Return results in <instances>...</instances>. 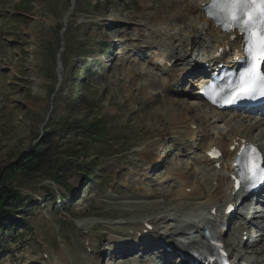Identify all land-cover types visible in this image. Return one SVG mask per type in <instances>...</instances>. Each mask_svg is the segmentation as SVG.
<instances>
[{
  "label": "rangeland",
  "instance_id": "374dc122",
  "mask_svg": "<svg viewBox=\"0 0 264 264\" xmlns=\"http://www.w3.org/2000/svg\"><path fill=\"white\" fill-rule=\"evenodd\" d=\"M183 1L75 0L69 15L70 0H0V171L48 144L36 167L0 182L25 201L16 208L14 230L0 231V264H54L66 247L82 264H122L112 248L114 239L129 233L127 225L199 208L170 197L179 191L171 178L175 168L194 176L195 187L201 183L193 164L199 152L181 145L170 117L188 112L203 132L223 139L238 136L236 127L247 133L258 118L245 116L235 126L229 114L192 103L193 93L181 88L171 100L163 98L169 86L164 64L153 63L158 47H149L151 31L163 27L149 24L168 21L170 29L196 36L204 52L210 46L205 32L188 23ZM93 118L108 124L104 138L80 130L78 123ZM65 122L72 123L66 132ZM262 130L250 135L264 147ZM147 155L160 160L156 167ZM57 195L62 204L52 197ZM261 215L253 219L257 225ZM163 223L161 232L168 228ZM85 238L93 240L92 253L83 247ZM261 246L257 241L244 252L260 261Z\"/></svg>",
  "mask_w": 264,
  "mask_h": 264
},
{
  "label": "bare ground",
  "instance_id": "6f19581e",
  "mask_svg": "<svg viewBox=\"0 0 264 264\" xmlns=\"http://www.w3.org/2000/svg\"><path fill=\"white\" fill-rule=\"evenodd\" d=\"M195 3H197V4H195ZM206 3H208V0H184L183 6L187 7V10H188L187 11L188 12L187 18L189 20V22L188 21H186V22L190 23V25L193 26V28L195 29V32L199 33V32L204 31L205 33H203V34H206V36H208L207 39H209L208 43L210 44V46H207V47L203 46V47L209 48V49L205 50L209 56L213 55L214 51L215 52H221L223 50L226 53V47H227L226 44L229 43V38L224 37V35L220 34L218 32V30L215 29L213 23L205 17V13L203 10H204V6ZM157 21H159V20H157ZM194 21H195V23H194ZM180 22H182V19H178L176 21V23H179V25H180ZM176 23H175V25H176ZM150 24H149V26H152L153 30L159 29L160 28L159 26L163 27L161 31H158V30L151 31L152 32L151 44L149 45V47L150 46H157L158 47V52L155 54L156 56L153 58V63L163 62V64H164L163 72H164V76H166V78H167V84L169 86H167L163 89V93H164L163 98L169 100L170 98H172V96H174L180 90V88L177 90L173 89V84L177 83V85H179V84L183 83L184 76L188 73V68L191 67L192 64L195 63V62H193V60H191L192 55H194V53L192 54V51H194V49H196V47H200V46H198L199 44L197 42L198 39L196 36H194V35L186 36L185 35L184 31L182 30L183 27L182 28L180 27L179 30L175 29L173 27L170 29L171 26H169L168 21H162V20H161V22H154L153 25H150ZM175 25H174V27H175ZM139 37L140 38L143 37V40H144L145 34L143 33L142 36H139ZM209 44H207V45H209ZM229 46L233 50L234 47L238 46V43L230 44ZM175 63H176V65L174 66L173 64H175ZM179 65H181L184 68L178 69L177 66H179ZM195 95H196V93L193 92L192 96L195 97ZM196 100H197V98H194L191 101H192V103H195ZM194 109H196V108H194ZM175 115L170 117V122H172L171 124L174 126L173 129H176L177 134H180V141L182 142L181 145L185 146V148H187V149L189 148L188 151L194 150L191 145H188V144L186 145L184 143H186V140L188 141L189 139H191L195 136V131L192 130V127H194L196 125L197 121L195 122L192 119V117L189 116V113L185 112V111H184V113L182 112V114H179L176 116ZM169 116H171V115L169 114ZM231 116L233 117V122H234L232 124H234L235 126H237L236 124L240 123L239 121L242 122L243 118H242L241 114H236V115L232 114ZM196 120H197V118H196ZM249 126H251V125H249ZM230 129H231V127H230ZM236 129L238 132L237 134L242 133L241 131H243V130H241L242 128H240V127H236ZM204 132L203 133L201 132L202 133V140L199 144L198 149L196 150L197 153L199 152V155H198L199 157L197 158V160L193 161L195 168L197 169V171L200 172L201 177L199 179H200L201 183L199 184V186L197 185L198 187H195L196 178L194 176H188V175L182 173L179 169L175 168L171 172V175H172L171 178L179 184V191H177L175 193L173 192L170 195V197H172L173 199H177L179 201L191 200V201L195 202V205L199 206L198 211L203 213V214H205L206 212L210 213L213 209H215L217 207L220 208L221 204L223 205L225 202H227L229 200V198H230L229 193L232 191V184H231V180L229 177V174L231 172V168L228 164H226V162L234 156L233 153L230 152V147L236 145V143L237 144L240 142L242 143L241 139H247L246 137L240 135L239 138H234V137L230 138L229 137V139L220 140L221 138H219V139L211 138V136L207 135ZM247 135H250V134H247ZM198 136H200V135H198ZM213 142H215L217 147L219 146V148H221L224 151L225 160H226L225 162L213 161L212 158H210L207 155V151H209ZM145 160L149 163V165H154V167H156V165L160 162V160H158V158L156 159L152 155H147L145 157ZM202 162H204L203 166H202ZM217 163H220V168H216ZM214 183H215V186H214ZM232 200L233 199L231 197L229 201L232 202ZM198 211H188L186 213H183L182 216H184L186 214L187 215H193V212L199 213ZM163 221L165 223H169L170 219L167 220L166 217H161L159 219L156 218V219H152V220L151 219H149V220L145 219V222L140 221V222H134V223L127 225L128 229H129L128 231H133L134 233L132 236L123 234L121 236L120 240L114 239V241H113L114 248H112L113 249V251H112L113 255L114 254L127 255V254H129L130 251L134 250L135 246L134 247L128 246L129 242L131 244L132 243L133 244L138 243V245L141 244V246H143L144 250H146V251H148L149 249L154 248L156 246H160V249L162 250L161 253H163L162 259H161V256H159V259L141 260V261L139 259H136L134 261L132 260V262H134V264H157V263L166 264L163 261V260H166L164 258L168 255H172L171 253H168V255H167L166 249L170 248L171 245L174 244L170 238L176 237L175 233L177 232V230L176 229H170V234H171L170 236L171 237H169L168 233L165 236H160V234L159 235L156 234L157 236H160V237L152 236L153 233L149 234L147 236H143L145 233V230H146L145 224H150V225L154 226V228L156 230L159 225L164 224ZM179 222L181 223L182 221H179ZM138 233H141V237H138ZM126 236L128 238H125ZM177 237L179 240H181L183 236L177 235ZM183 239H184V237H183ZM88 243H89L88 245L91 247V249H93L94 244H93L92 240H90ZM240 243L243 245V241ZM175 245L178 246L177 244H175ZM194 245L197 247L198 252L204 251L207 249V247H202L198 243L193 244V247H195ZM176 249H178V248H176ZM261 249H262V252H261L262 258H261V262L259 264L264 263V241L263 240H262ZM242 252L243 251H239L236 255H234V260H238V262H241V264L242 263L251 264L252 261L245 259V256L242 254ZM173 253H175V252H173ZM55 256H56V259L54 261V264H82L81 261H79L78 257L75 255V253H72V251L67 247L66 248H60ZM177 256H178L177 258L180 259L179 255H177ZM125 258H127V257H125ZM175 263H176V261L169 263V264H175ZM189 263H190V261L187 262V260H183L181 262V264H189ZM96 264H99V262ZM167 264H168V262H167ZM254 264H256V263H254Z\"/></svg>",
  "mask_w": 264,
  "mask_h": 264
},
{
  "label": "snow or ice",
  "instance_id": "6c2138e0",
  "mask_svg": "<svg viewBox=\"0 0 264 264\" xmlns=\"http://www.w3.org/2000/svg\"><path fill=\"white\" fill-rule=\"evenodd\" d=\"M208 11L221 22L225 31L239 30L246 45V67L235 86L220 99L227 104H236L242 100H256L258 95L264 97V0H213ZM216 95L213 88L208 97L213 104L219 102ZM245 155L247 160L240 173L241 181L248 182V190H253L258 186L257 181L264 184V157L255 148L248 149ZM241 181H237L238 188Z\"/></svg>",
  "mask_w": 264,
  "mask_h": 264
},
{
  "label": "trees",
  "instance_id": "16d2710c",
  "mask_svg": "<svg viewBox=\"0 0 264 264\" xmlns=\"http://www.w3.org/2000/svg\"><path fill=\"white\" fill-rule=\"evenodd\" d=\"M91 105L92 104H90V106ZM72 106L73 105H71V107ZM78 124H80L79 128L84 134L93 138H104L106 135L105 132L108 130V124L106 122L102 123L101 121H98L97 118H93L89 124H86V120ZM61 129L64 132L72 129V123L65 122L64 126H61ZM48 135L49 134L47 133L46 136ZM46 146H48V144ZM46 146L42 148L38 146L32 147L30 154L25 155L21 160H19V162L8 167L5 171H0V182L5 181L7 176L11 177L14 174L24 171L25 167H36V165L41 163L45 157L47 152ZM69 156H72V154ZM60 168L66 170L69 168V165L64 163ZM24 202L25 201L22 200V197L17 189L12 188L11 186L0 187V231L4 230L5 227L10 229L14 228V222H17L15 217L18 214L16 208Z\"/></svg>",
  "mask_w": 264,
  "mask_h": 264
},
{
  "label": "water",
  "instance_id": "95a60500",
  "mask_svg": "<svg viewBox=\"0 0 264 264\" xmlns=\"http://www.w3.org/2000/svg\"><path fill=\"white\" fill-rule=\"evenodd\" d=\"M71 2H72V5L74 4V0H71Z\"/></svg>",
  "mask_w": 264,
  "mask_h": 264
}]
</instances>
